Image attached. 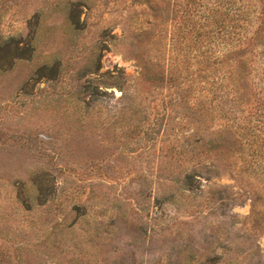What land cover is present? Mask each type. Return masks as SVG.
<instances>
[{
    "label": "rangeland",
    "instance_id": "obj_1",
    "mask_svg": "<svg viewBox=\"0 0 264 264\" xmlns=\"http://www.w3.org/2000/svg\"><path fill=\"white\" fill-rule=\"evenodd\" d=\"M159 1L0 0V264H264V41Z\"/></svg>",
    "mask_w": 264,
    "mask_h": 264
},
{
    "label": "trees",
    "instance_id": "obj_2",
    "mask_svg": "<svg viewBox=\"0 0 264 264\" xmlns=\"http://www.w3.org/2000/svg\"><path fill=\"white\" fill-rule=\"evenodd\" d=\"M149 2V0H144ZM239 1V2H238ZM219 9L221 11L222 16H220L218 22L222 23V28L225 30V44L226 47H232L241 45L246 41L253 40L255 43H259L264 41L263 36L259 35L260 31L263 30L260 26L258 29L254 31L252 34H248V28L246 27V19L250 12L255 11L257 13V17L260 19L264 16V0H220ZM206 0H184L183 4H175V2H171V0H160L159 3L154 7L155 14L160 18L164 15L165 19L173 21L176 18L177 13L179 17L176 19L181 20V33H187L188 29H191L189 26H185L186 22L192 21V28L196 27V22L199 19H206L207 22L211 19V15L209 12L212 10L217 12L218 10L213 5L209 7L208 13L205 14L203 10L205 9ZM258 5L260 6V10L256 12ZM178 7H183L178 11ZM170 16L168 17V15ZM221 28V29H222ZM239 28L241 32H235V29ZM239 30V31H240ZM185 31V32H183ZM263 38V40H262ZM261 40V41H260ZM246 47L239 48L237 52H231L233 55H229L230 58L236 57L239 53H244ZM264 51V49H263ZM243 61V60H242Z\"/></svg>",
    "mask_w": 264,
    "mask_h": 264
}]
</instances>
